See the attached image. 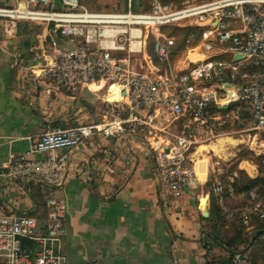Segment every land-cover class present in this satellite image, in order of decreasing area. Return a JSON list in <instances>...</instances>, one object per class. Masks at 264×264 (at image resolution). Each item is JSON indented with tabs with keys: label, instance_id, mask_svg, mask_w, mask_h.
I'll return each instance as SVG.
<instances>
[{
	"label": "built area",
	"instance_id": "built-area-1",
	"mask_svg": "<svg viewBox=\"0 0 264 264\" xmlns=\"http://www.w3.org/2000/svg\"><path fill=\"white\" fill-rule=\"evenodd\" d=\"M80 1L14 0L12 6L0 5V19L13 27L44 25L49 33L72 43L67 49L55 48L46 64L27 69L31 78L70 93L99 86L106 87L108 94L115 88L118 99H105L97 123L46 131L33 138L28 151L8 162L2 172L5 179H35L48 188H59L66 180L70 151L80 150L86 140L97 135L116 141L138 136L152 153L162 187L177 199L195 184L189 153L197 143V127L212 131V125L220 126L239 109L212 115L211 106L244 102L254 129L264 131V0H205L180 6L153 0L145 12L132 11V0H127L122 12L89 11ZM162 26L200 27L203 58L176 69L169 61L172 40L155 35ZM149 36L154 37L156 57L166 64L163 71L133 67V55L146 54ZM12 65L24 68L19 54L12 56ZM175 124L176 133L169 129ZM57 150L62 152L34 158ZM103 170L113 173L107 165ZM236 177L233 172L216 178L211 194L236 197ZM249 196L250 205L240 210L247 227L252 218L264 221V200L254 191ZM46 210L43 225L28 215L0 216V264H62L57 249L67 234L66 204L49 198ZM22 240L35 245L31 256L23 251ZM197 262L208 264L204 255ZM232 264L251 262L236 251Z\"/></svg>",
	"mask_w": 264,
	"mask_h": 264
},
{
	"label": "crops",
	"instance_id": "crops-1",
	"mask_svg": "<svg viewBox=\"0 0 264 264\" xmlns=\"http://www.w3.org/2000/svg\"><path fill=\"white\" fill-rule=\"evenodd\" d=\"M13 3L0 0L4 6ZM28 25L13 27L0 19V216L28 215L43 225L47 200L63 199L67 234L57 249L62 264H174V260L198 264L200 255L208 264H217L226 257L228 249L215 241L206 221L211 183L224 174L217 165L208 166L203 153H189L195 184L177 199L162 187L152 153L138 136L116 141L97 135L86 140L80 150L70 151L66 180L59 188H48L35 179L11 182L2 176L9 161L28 151L33 138L46 131L99 122L107 95L99 86L70 93L31 78L27 69L44 65L53 56L39 55L38 48L23 42L21 29ZM49 35L53 50L72 46L68 39ZM155 35L163 36L160 30ZM14 53L21 56V70L12 65ZM187 54L179 61L182 66L174 64L176 69L193 62ZM132 62L135 70L158 68L147 53L133 55ZM105 165L113 173L104 171ZM248 174L255 176L254 170ZM205 196L208 199L202 205ZM216 199L226 212L223 198Z\"/></svg>",
	"mask_w": 264,
	"mask_h": 264
},
{
	"label": "trees",
	"instance_id": "trees-1",
	"mask_svg": "<svg viewBox=\"0 0 264 264\" xmlns=\"http://www.w3.org/2000/svg\"><path fill=\"white\" fill-rule=\"evenodd\" d=\"M86 1L87 0H81V5ZM159 1L162 3L169 2L168 0ZM131 9L132 11H136L134 4ZM87 10L100 12L102 9L100 7L88 6ZM148 10L149 8H146L137 12H145ZM160 31L165 38L172 40L169 48V61L170 64H172L174 59L182 51L197 46L201 39L202 30L197 26H162L160 27ZM153 44L154 37L149 36L146 44V53L153 63L156 66L158 65L157 67L160 66V71H163L166 68V64L160 62L156 57L153 51ZM245 106L244 102L231 103L221 108L211 106L209 108V114L214 115L216 113H221L224 115L238 107L237 117L246 118V121L248 120V122L252 124L248 112L244 110ZM212 128L215 130L218 129L215 124L212 125ZM251 157V161L258 167L259 175L251 178L246 175L243 170L236 171L237 177L234 181L236 197L230 198L227 194L221 196L227 206L226 212L222 210L216 197L213 195L210 197V215L206 221L210 223V229L215 241L228 249L227 256L222 258L217 264H232V257L236 251L242 252L251 264H264V221L252 218L247 227L242 223L240 218V210L245 206H249L251 203L249 196L250 191H254L258 198L264 200V163H262L264 162V157H254L252 153ZM230 174H232V171H228V173L224 174V177ZM226 226L228 229L225 228ZM250 229L253 230L255 235L253 241L247 247L250 240L247 231ZM240 247L243 248L239 249ZM22 249L31 256L35 251V245L28 240H22Z\"/></svg>",
	"mask_w": 264,
	"mask_h": 264
},
{
	"label": "rangeland",
	"instance_id": "rangeland-1",
	"mask_svg": "<svg viewBox=\"0 0 264 264\" xmlns=\"http://www.w3.org/2000/svg\"><path fill=\"white\" fill-rule=\"evenodd\" d=\"M132 1V5L134 4L136 9V11H133L137 12L149 8L153 0ZM168 1L175 6H180L185 3H198L205 0ZM82 6L86 9L88 6L100 7L102 9L100 12H122L126 11V0H87ZM21 31L23 33V42L30 43L38 48L37 52L39 55L43 53L46 56H54L51 37L44 25L31 24L23 27ZM199 46L200 44L198 43L196 47L189 48V52V49L182 51L174 59L172 65L174 66V64H177L182 66L179 61L185 59L187 52L188 59L191 61L198 56H202L203 50ZM158 69L160 70V66ZM102 92L104 95L107 93L106 87H102ZM177 127L178 126L175 124L170 126L169 129L171 132L176 133L177 131H175V128ZM197 128L199 130V132L195 134L197 143L191 147L190 151L191 153H203L205 156L204 160L208 161V166L209 163L211 167L217 165L221 174H226L228 171H232L233 173L238 170H243L246 175L251 177L246 170L247 164L250 163V165L254 167L255 172V176L251 178L259 175L257 165L251 161V153L254 157H264V131L254 129V126L250 124L248 120L246 121V118H240L237 117V115L230 114H228V117L225 118L220 126L216 125V128H218L217 130L212 128V131H209L205 126H199ZM225 228L228 229L227 226ZM247 234L250 239L247 245L248 247L253 241L254 232L250 229L247 231ZM242 248L243 247H240L239 249Z\"/></svg>",
	"mask_w": 264,
	"mask_h": 264
},
{
	"label": "bare ground",
	"instance_id": "bare-ground-1",
	"mask_svg": "<svg viewBox=\"0 0 264 264\" xmlns=\"http://www.w3.org/2000/svg\"><path fill=\"white\" fill-rule=\"evenodd\" d=\"M202 58H203L202 56H198V57L194 58L192 61H196V60H198V59H202ZM94 89H99V88L94 87ZM112 89L114 90V93L111 92ZM116 99H118V95L116 94V90H115V88H111V89L109 90L108 94L106 95V100L113 101V100H116ZM229 139H230V138H229ZM236 143H237V142H236ZM212 144H213V143H212ZM215 144H216V143H215ZM215 148H216V147H215ZM216 149H217V148H216ZM244 166H245V165H244ZM241 168H242V167H241ZM246 170H247V171L254 170V167L251 166L250 163H249V164H247ZM202 205H204V203H202Z\"/></svg>",
	"mask_w": 264,
	"mask_h": 264
},
{
	"label": "water",
	"instance_id": "water-1",
	"mask_svg": "<svg viewBox=\"0 0 264 264\" xmlns=\"http://www.w3.org/2000/svg\"><path fill=\"white\" fill-rule=\"evenodd\" d=\"M236 58L239 59V57H236ZM207 199H208V196H205L204 198H202V199L200 200V203H201V204L204 203ZM203 216H204V217H207V216H208V211H204ZM254 235H255V234H254ZM254 235H253V237H254Z\"/></svg>",
	"mask_w": 264,
	"mask_h": 264
}]
</instances>
